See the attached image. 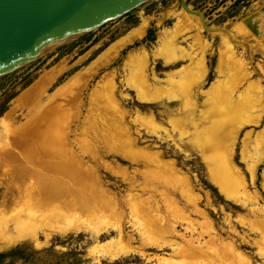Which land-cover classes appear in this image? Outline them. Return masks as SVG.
<instances>
[{
    "label": "bare ground",
    "instance_id": "6f19581e",
    "mask_svg": "<svg viewBox=\"0 0 264 264\" xmlns=\"http://www.w3.org/2000/svg\"><path fill=\"white\" fill-rule=\"evenodd\" d=\"M180 1L186 12H193L185 0ZM195 17L200 29L205 28L210 34L221 36L217 68L221 71L226 67L231 72L228 81L218 78L203 90L209 71L207 54L199 57L184 49L179 44V33L175 28L161 32L158 46L152 52L153 61H162L164 67L171 69L166 70L165 77H160L156 67H153L155 71L152 77L146 70L136 75L142 81L132 82L133 77L126 81L143 101L159 107L148 113L135 110L133 116L136 121L151 127L157 133L156 141L161 143L148 144L141 134L137 136L127 130L130 122L128 117L132 114L125 105V99L129 97L122 89L125 79L118 81L116 77L110 76L104 80L103 85L100 82V88L97 87L107 108L99 115L107 125L112 152L123 157L122 161L137 164L136 169L143 166L140 178L146 176L147 179L128 180L129 183L126 179L124 182L118 179L117 185H124L129 190L125 203L118 196H111L104 190V181L96 165L84 166L81 157L67 160L55 155L58 139L54 134L44 133L40 139V151L33 148L29 150L31 158H36L38 154L41 156V161H38L41 162L40 166L28 167L30 169L27 171L28 175L37 176L38 182L30 189H19L15 185L12 190V186L10 193H16L14 200L7 205L0 203V249L25 240L34 241L39 247L42 245V234L45 235V241H50L55 235L68 237L70 234L85 233L91 236L89 252L99 264L103 261L101 257L108 258L111 263L122 264L194 263L187 262L190 260L203 261L204 264H264L256 262L244 247L253 243L259 248L264 246V196L256 186L264 156L253 161L250 159L251 153H242L250 174L249 182L234 152L243 128L264 123V84L261 79L251 80L250 62L237 50V41L229 29L208 27L202 13L197 12ZM143 21L139 37L145 35L149 25L148 20ZM88 28L53 44L45 53ZM121 45L113 46L112 49L123 47ZM141 49L131 52L127 58L136 67H147L150 54L144 48ZM185 59L189 60L188 65L174 68ZM234 76L248 82L239 95L234 90ZM201 93L207 95L203 101L198 99ZM52 100L53 103L50 102ZM50 101L45 104L47 106L43 114L35 115V118L32 116L30 121L19 128L21 133L32 129L35 131L36 127L43 124L47 125L45 130L49 129L48 123L56 107L54 96ZM244 115L246 120L234 123ZM253 133L254 130H249L243 142L246 143ZM263 135L264 128L257 134L259 140ZM202 146L208 147V150H203L208 178L227 200L246 210V214L234 218L225 208L215 207L207 193L204 198L213 212L217 213L221 209L227 213L221 226L202 205L204 198L197 191L195 183L198 176L193 178L191 170L174 158L183 154L190 160L189 150ZM73 152L74 149L69 148L67 153L71 155ZM5 154L9 157L15 155L13 150ZM106 166L124 175L123 170L110 164ZM118 166L127 168L121 162ZM262 176L264 189V172ZM17 183L20 185L21 182ZM3 185L7 189L12 182ZM251 185L256 189L252 190ZM129 197L133 199L127 203ZM246 215H249L247 220L241 219ZM235 221L247 228L248 234H241Z\"/></svg>",
    "mask_w": 264,
    "mask_h": 264
},
{
    "label": "rangeland",
    "instance_id": "374dc122",
    "mask_svg": "<svg viewBox=\"0 0 264 264\" xmlns=\"http://www.w3.org/2000/svg\"><path fill=\"white\" fill-rule=\"evenodd\" d=\"M185 2L193 12H186L180 0H148L118 18L88 28L44 55L0 77V203L3 202L7 205L14 200L16 193L14 191L10 193L12 186V190L15 189V185L19 189L22 187L30 189L38 182L37 176L28 175L27 171L30 169L28 167L40 166L41 162L38 161H41V156L38 154L36 158H31L29 150L33 148L35 151H40L42 143L40 139L43 138L44 133L54 134L58 139L55 155L67 160L81 157L84 166L94 167L96 165L104 181V190L108 191L111 196H118L125 202L129 190L124 185H117L118 179L123 180V182L126 179V182L129 183L128 180L145 181L146 176L140 178L142 177L143 166L136 169L137 164L132 165L128 161H122L123 157L112 152V145L108 141L110 137L109 135L107 137V125L102 119L103 117L99 115L102 110L104 112L107 108L97 87L100 88V82L103 85L104 80L110 76L116 77L118 81L125 79L122 89L129 94V97L125 99V105L132 114L128 117L130 122L127 130L137 136L141 134L148 144L157 142V133H154L151 127L136 121L133 114L135 110L148 113L151 110H158L159 107L143 101L135 89L126 81L132 77V82L142 81L136 75H138L137 73H145L146 70L151 73L152 77V73L155 71L152 69L153 67H156L162 78L165 77L166 70H171L164 67L162 61H153L152 58V52L158 46L157 40L162 31L175 28L179 33V44L184 49L196 53L199 57L207 54L206 60L209 71L203 90L207 89L211 82L218 78L228 81L231 75L226 67L221 71L217 68L218 52L222 43L221 36L210 34L205 28L200 29L195 17L197 12L203 14L208 27H224L231 31L237 41V50L250 62L252 68L251 80L261 79L264 84V0H185ZM143 20H148L149 25L145 35L139 37L138 32L144 23ZM124 38L126 40L130 38L132 42L130 39L128 41L131 43L125 41ZM121 41L126 43L119 44ZM120 45L123 47L118 48ZM113 46L118 47H114L113 50ZM141 48H144L150 54L147 67L143 65L136 67L132 64V61L129 62L131 59L127 58L131 52L138 49L141 51ZM115 50L116 55L114 54ZM126 58L128 62H126ZM189 63V60L185 59L174 68ZM240 79L242 78H236V76L232 79L237 95L245 90L248 84L247 80ZM53 96L56 100L54 101L56 107L53 112L54 115L48 123L49 129L45 130L47 125L43 124L36 127L35 131H32V129L21 133L19 128L30 121L32 116L35 118V115L43 114L47 106L45 104ZM206 98V93L199 94L198 99L200 101ZM50 102L53 103V100ZM161 109L164 110L165 108ZM243 120H246L245 115L234 123ZM29 126L32 128V123ZM263 128L264 123L262 125L246 126L240 132L239 139L234 147L236 160L243 168L244 175L249 182H251L250 174L247 171L246 161L242 159V153L246 151L251 153L250 159L252 158L253 161L255 159L258 161L261 156H264V154L261 155L264 152V135L260 140L257 137L258 132ZM249 130H254L255 133L244 143L245 134ZM157 143L161 142L158 141ZM25 148L27 152H25ZM69 148L74 149L71 155L67 153ZM8 150H13L15 155L12 157L7 156L5 152ZM203 150H208V147L202 146L190 149V160L189 158L186 159L183 154L174 158L191 170L193 178H195V175L198 176V181L195 183L197 184V191L203 195V198L209 193L214 206L218 209L225 208L226 212L234 218L246 214V210L242 209V206L227 200L208 178ZM120 162L126 165L127 168L118 166ZM107 164L123 170L124 175L111 171L106 166ZM23 172H26V174ZM263 172L264 163L258 170L256 183L257 188L262 191L264 196V189L262 188ZM126 175L127 178H125ZM19 177L20 179H18ZM5 182H12V185L4 189L3 184ZM17 182H21L20 185ZM96 183L97 181L94 184ZM250 187L252 190L256 189L253 185ZM132 199L133 197H129L127 203ZM262 203L264 204V201ZM202 205L211 212L218 226L223 225L224 217L227 214L225 211L220 209L217 213L213 212V208L207 205L206 198L202 200ZM193 217L197 218V216ZM248 218L249 215L241 217L243 220ZM198 220L201 219L198 218ZM235 223L238 225L241 234H248L247 228L238 221H235ZM223 232L226 236V230ZM40 239L42 245L39 247L35 245L34 241L25 240L9 248L0 249V264H99L89 252V246L92 243L89 234H70L68 237L55 235L50 241H45V235L42 234ZM244 247L256 262H264V246L259 248L253 243ZM103 255L107 256L105 253ZM101 258L103 261L100 264H122L111 263L106 257ZM187 262L204 264L203 261L199 260Z\"/></svg>",
    "mask_w": 264,
    "mask_h": 264
},
{
    "label": "water",
    "instance_id": "95a60500",
    "mask_svg": "<svg viewBox=\"0 0 264 264\" xmlns=\"http://www.w3.org/2000/svg\"><path fill=\"white\" fill-rule=\"evenodd\" d=\"M147 0H0V77Z\"/></svg>",
    "mask_w": 264,
    "mask_h": 264
}]
</instances>
